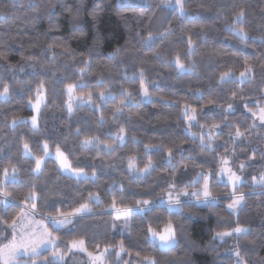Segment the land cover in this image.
Masks as SVG:
<instances>
[{
    "label": "clouds",
    "instance_id": "clouds-1",
    "mask_svg": "<svg viewBox=\"0 0 264 264\" xmlns=\"http://www.w3.org/2000/svg\"><path fill=\"white\" fill-rule=\"evenodd\" d=\"M209 67L211 83L190 87ZM261 108L264 0H0V140L37 156L58 146L77 170L51 154L40 175L21 162L17 200L37 194L32 216L56 248H19L11 264H56L72 239L100 264H264ZM19 210L0 209V245Z\"/></svg>",
    "mask_w": 264,
    "mask_h": 264
},
{
    "label": "snow or ice",
    "instance_id": "snow-or-ice-1",
    "mask_svg": "<svg viewBox=\"0 0 264 264\" xmlns=\"http://www.w3.org/2000/svg\"><path fill=\"white\" fill-rule=\"evenodd\" d=\"M233 75L232 69L229 68L226 72H221V78H231ZM238 80L243 83L245 80V73H240ZM75 86L72 84L68 85V92L71 96L74 92ZM7 92V89H5ZM79 95H84L79 93ZM46 99V90L36 92V98L31 101L33 114L30 117L31 126L34 131H38L39 127V117L41 111V105ZM192 113L196 112L195 106H189ZM188 108H186L187 112ZM260 114L264 118V108L260 109ZM27 122L25 120H13L11 121V127L15 130L21 123ZM41 151L45 153L44 156H37L32 151L31 146L28 143H23L21 146V162L31 161L34 167L31 169L33 175H40L43 171V167L47 162V157L49 154L53 155L60 168L68 171H77L73 168L72 161L69 156L62 151L58 146L55 147L53 152L51 147L47 144H42ZM2 152V149H0ZM129 166L135 169L137 160L132 157L128 161ZM20 166L17 164L8 163V166H4L0 162V209H6L11 207L13 204L19 203L20 210L15 214L12 219L13 230L17 233L13 239H11L7 244L0 245V260L3 264H11V260L17 252V249L24 247H34L37 245L49 244L52 249L56 248V245L52 242L51 234L47 231L46 226L40 222L34 220L32 216V211L36 207L37 194L34 192L25 193L23 201L17 200V190L16 184L23 180V174L20 170ZM81 207H84L83 205ZM79 212L80 209L74 210ZM71 213L63 214L62 221L52 218L53 223H66L69 221ZM172 232V225L165 224L160 233L161 237H166ZM99 248V245H97ZM71 252H83L88 255L90 264H100L101 254L99 252H93L87 248L86 241L83 239H72L66 249H61L57 251L54 257L56 264H65L66 255L65 253ZM147 259V258H146Z\"/></svg>",
    "mask_w": 264,
    "mask_h": 264
},
{
    "label": "trees",
    "instance_id": "trees-1",
    "mask_svg": "<svg viewBox=\"0 0 264 264\" xmlns=\"http://www.w3.org/2000/svg\"><path fill=\"white\" fill-rule=\"evenodd\" d=\"M233 51L239 52L240 49H232ZM249 54H254L252 52V50H249ZM238 59V57H237ZM221 62H225V60H221ZM229 63H232L233 61H228ZM213 69L211 67H209L207 70H205V72L202 74V80H200L199 82H196L193 79V82H191L190 87H192L193 89L195 88H200L203 89L205 87V85L207 83H211L210 78L208 77V72H212ZM162 87H171V85H161ZM215 87V85L213 84V88ZM186 90V89H184ZM209 91H211V89H209ZM222 91V90H221ZM188 102V101H185ZM194 106H198V105H194ZM25 115H32L33 111L32 110H25L24 112ZM28 122H23L21 124H25ZM0 149H2V152H0V162H2L4 164V166H8V163L11 162L12 164H17L21 167V153L18 152V147L15 143L14 140H12L11 142H5L0 140ZM23 167L27 168V164H24ZM23 186L22 181L18 182L16 184V190H19L21 187Z\"/></svg>",
    "mask_w": 264,
    "mask_h": 264
}]
</instances>
